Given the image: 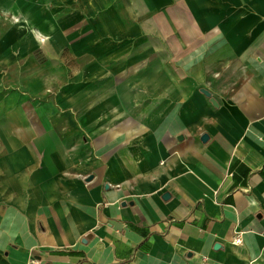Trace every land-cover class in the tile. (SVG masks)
Wrapping results in <instances>:
<instances>
[{
    "label": "crops",
    "instance_id": "1",
    "mask_svg": "<svg viewBox=\"0 0 264 264\" xmlns=\"http://www.w3.org/2000/svg\"><path fill=\"white\" fill-rule=\"evenodd\" d=\"M70 4L89 62L0 116V264H264V0Z\"/></svg>",
    "mask_w": 264,
    "mask_h": 264
},
{
    "label": "rangeland",
    "instance_id": "2",
    "mask_svg": "<svg viewBox=\"0 0 264 264\" xmlns=\"http://www.w3.org/2000/svg\"><path fill=\"white\" fill-rule=\"evenodd\" d=\"M17 1L19 15L36 14L42 26L48 19L56 34L47 53L28 31L17 34L8 22L10 12L0 11V116L20 103L55 98L89 62L81 58L86 49L82 39L96 33L99 18L96 12H80L70 0H8L7 5Z\"/></svg>",
    "mask_w": 264,
    "mask_h": 264
},
{
    "label": "bare ground",
    "instance_id": "3",
    "mask_svg": "<svg viewBox=\"0 0 264 264\" xmlns=\"http://www.w3.org/2000/svg\"><path fill=\"white\" fill-rule=\"evenodd\" d=\"M35 19L36 14L19 15L18 13H10L8 22L15 27L16 31H22L23 33L28 31L31 37L43 47L44 51L50 53L53 48L52 40L56 34L54 25L49 23L48 19H45L42 26Z\"/></svg>",
    "mask_w": 264,
    "mask_h": 264
},
{
    "label": "water",
    "instance_id": "4",
    "mask_svg": "<svg viewBox=\"0 0 264 264\" xmlns=\"http://www.w3.org/2000/svg\"><path fill=\"white\" fill-rule=\"evenodd\" d=\"M202 93H203L206 97H208V98L210 99V102H211L215 107H217V104L215 103L214 99L211 98V95H210L209 92H207V91H205V90H202ZM207 139H208L207 136L202 137V141H203V142L207 141ZM91 238H92L91 235L86 236L84 242H87V241L90 240ZM216 248H218V245L216 246Z\"/></svg>",
    "mask_w": 264,
    "mask_h": 264
},
{
    "label": "built area",
    "instance_id": "5",
    "mask_svg": "<svg viewBox=\"0 0 264 264\" xmlns=\"http://www.w3.org/2000/svg\"><path fill=\"white\" fill-rule=\"evenodd\" d=\"M241 233H237L235 234V236L233 237V243L236 245H240L241 244Z\"/></svg>",
    "mask_w": 264,
    "mask_h": 264
}]
</instances>
